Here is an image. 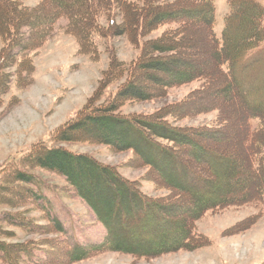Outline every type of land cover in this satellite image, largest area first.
Wrapping results in <instances>:
<instances>
[{
    "label": "rangeland",
    "instance_id": "1",
    "mask_svg": "<svg viewBox=\"0 0 264 264\" xmlns=\"http://www.w3.org/2000/svg\"><path fill=\"white\" fill-rule=\"evenodd\" d=\"M15 1L29 10L42 7L46 15L51 8L49 0ZM129 1L139 10L135 17L140 14L145 18L152 8L159 9L155 16L164 9L175 20L156 24L150 31L115 33L108 30L111 17L116 25L126 24L124 13L116 7L115 15L98 19V33L92 36L94 50L89 46L85 50L78 38L68 33L70 23L65 18L46 25L49 34L29 52L24 43L28 29H23L22 40L15 39L12 45L0 37V264H264V202L251 199L207 211L191 225L193 249L138 257L102 247L108 235L104 221L65 176L41 166L39 160L52 157L40 156L43 148L65 150L114 169L148 198L174 197L160 184L161 176L134 150L90 140L87 133L95 135V129L102 135L106 127L63 133L69 123L80 121L83 115L100 116L105 111L188 134L192 145L187 144V148L157 140L187 162L200 164V174L205 172L206 154L201 152L198 163L194 156L197 146L227 154L213 171L225 172V176L220 173L216 185H228L233 197L244 196L254 182L258 183L255 190L264 185V170L256 177L251 174L252 152L246 149L259 141L251 140L245 122L248 112L255 110L251 104L261 102L264 110V40L248 53L245 62L236 65L241 71L238 76L246 80L251 97L248 103L240 96L245 91L248 96L244 84L240 88L245 91L239 92L219 73L211 31L199 19L190 24L187 17L192 14L183 10L197 0ZM256 1L264 8V0ZM212 2L213 33L221 45L231 9L228 0ZM262 25L264 28V21ZM146 44L145 60L152 62H143L146 67L133 83L141 96L121 103L115 97L129 76L118 74L107 79L111 64L139 60ZM223 69L227 71V65ZM182 76L190 81H173ZM259 127L260 121L253 120L251 130ZM63 135L71 139L60 140ZM260 139H264V132ZM18 178L24 181H15ZM26 178L31 183H25Z\"/></svg>",
    "mask_w": 264,
    "mask_h": 264
},
{
    "label": "trees",
    "instance_id": "2",
    "mask_svg": "<svg viewBox=\"0 0 264 264\" xmlns=\"http://www.w3.org/2000/svg\"><path fill=\"white\" fill-rule=\"evenodd\" d=\"M197 1L198 3L191 7L186 5L183 8L192 14L187 17L190 24H196L197 19L204 22L217 45L219 73L226 75L232 87L245 91L247 89L245 77L240 79L238 73L241 71L237 70L236 65L243 60L245 62L248 53L256 49L264 40L262 25L264 8L256 0H228L231 12L226 19L224 42L220 45L213 33L215 8L212 0ZM49 2L51 8L46 15L42 7L39 10H29L18 1L0 0V37L12 45L16 42L15 39L19 38L21 41L24 35L21 33L22 30L28 29L29 35L24 43L29 52L36 48L41 37L43 39L49 34L50 31L46 25L57 18H65L70 23L68 33L78 38L81 47L89 46L92 49L95 47L92 36L98 33V19L104 15H115L116 7L118 11L124 13L126 24L116 25L111 17V26L108 30L115 33L120 30L130 34H135L137 30L150 31L156 24L175 20L171 16L172 13L164 9L155 16L156 10L159 9L152 8L145 18L140 14H137L136 18L135 13L139 10L129 0H49ZM147 48L148 44L144 45L142 55L137 61L128 65L116 61L111 64L107 79H113L118 74L129 76V80L119 88L115 97L121 99V103L123 99H139L141 96L133 83L136 82L140 70L146 67H143V62H152L150 59L145 60L146 52L149 50ZM84 49L87 50L86 47ZM7 58L5 57L4 61ZM226 65L227 71H224L223 67ZM173 81L181 83L190 80L182 76ZM243 84L245 89L240 88ZM247 92L248 96L245 95L246 91L241 92L240 96L249 103L251 97L248 89ZM251 106L255 110L248 112L245 122L250 128L251 140L256 138L259 143L255 147L252 145L247 147L246 150L249 149V152L253 153L250 154L249 161L252 165L251 174L255 173L256 175L253 176L256 177L264 170V139H260V134L264 132V110L261 108V102H258L257 106L253 104ZM90 111L100 113L91 109ZM82 117L80 121L77 119L69 123L63 133H76L91 127L94 129L95 126L106 127V132L104 131L102 135L95 129L88 130L95 135L88 133L87 135L90 140L100 141L120 150H134L144 164L149 165L156 172L155 174L161 176L160 184L171 190V195L175 197L148 198L135 184L123 179L114 169L101 165L89 156L75 155L60 149L43 148L40 156L51 157L48 154H52V157L44 158L45 160L38 159L42 163L41 166L55 169L65 176L77 189L82 200L95 211L98 219L104 221L108 235L106 244L102 247L105 246L107 250L126 252L138 257H153L183 248L193 249L195 241L190 239L193 232L191 225L195 219L200 218L207 211L226 208L251 199L264 202V185L255 190L258 183H252V187L247 189L242 197H233L234 194L229 191L228 185H219V187L216 185L220 173L225 176V172L216 173L213 169L228 158L227 154L197 146L194 156L198 163H200L201 152L206 154L203 169L207 175L200 174V164L193 165L187 162L176 151L170 149L169 145L161 144L157 140L158 137L170 141V144L174 143L175 146L187 148V144L192 145V138L188 134L180 133L182 131L163 124L155 125L152 121L141 122L136 117L125 119L114 117L105 111L104 115L90 114ZM256 119L260 121V129L252 131V121ZM119 126H122L123 130ZM69 137L65 138L63 135L60 140H69L71 136ZM22 176L25 178V175ZM29 179L32 180L28 177ZM28 180L25 183H31ZM15 181L23 182L24 180L18 178ZM255 192L258 194L255 195ZM180 211L185 213L182 214Z\"/></svg>",
    "mask_w": 264,
    "mask_h": 264
}]
</instances>
